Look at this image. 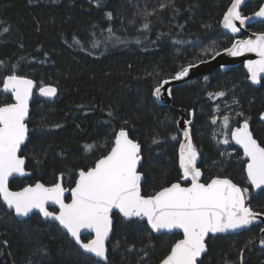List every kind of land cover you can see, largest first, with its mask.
Instances as JSON below:
<instances>
[{"label": "trees", "instance_id": "trees-1", "mask_svg": "<svg viewBox=\"0 0 264 264\" xmlns=\"http://www.w3.org/2000/svg\"><path fill=\"white\" fill-rule=\"evenodd\" d=\"M161 3L168 0H0V89L12 71L37 82L30 137L22 149L31 175L13 179L12 189L38 181L52 185L61 174L65 186L72 187L79 170L106 155L123 127L142 145L143 193L152 195L182 179L178 120L186 111L189 118L195 116L193 140L201 155L203 180L231 178L248 189V205L264 213V190L255 192L248 181L243 152L230 136L228 144L222 143L226 133L247 119L264 146V79L260 86L253 85L240 64L176 86L172 106L157 103L153 95L157 83L182 67L232 45L235 37L221 25L231 0H175V11L160 9ZM263 3L250 1L242 13L252 14ZM148 13L149 28L144 29ZM250 29L264 31V22ZM48 84L58 88L53 100L38 92ZM218 92L225 95L209 96ZM12 99L0 92V105ZM224 116L229 117L227 129ZM114 217L107 264H158L182 237L155 234L137 218L130 222L118 213ZM261 229L259 224L210 237L200 264H241V251L243 264H264V247L258 246ZM96 261L57 223L36 213L19 220L0 201V264Z\"/></svg>", "mask_w": 264, "mask_h": 264}, {"label": "snow or ice", "instance_id": "snow-or-ice-1", "mask_svg": "<svg viewBox=\"0 0 264 264\" xmlns=\"http://www.w3.org/2000/svg\"><path fill=\"white\" fill-rule=\"evenodd\" d=\"M244 4L245 0H231L230 6L223 14L224 29L231 33H239L241 28L237 26V22L241 26L252 21L264 22V4L251 15L242 13L241 7ZM168 7L175 11V0H168L167 4L159 5L160 9ZM147 15L152 13L146 14L145 22L142 24L144 29L149 28ZM106 17L111 19L112 13L107 12ZM108 31L111 32V29ZM253 36L255 38L237 40L225 51L232 56H240L245 52L255 53L258 58L248 60L246 67L248 79L253 83H259L261 74H264V31L253 33ZM0 65H3L2 61ZM15 67L12 66L13 69ZM194 67L195 64L189 63L171 79L180 80L188 76L190 69ZM169 82L163 80L157 83L153 95L159 98L162 89ZM2 83L3 88L0 92L10 93L14 102L0 105V201L16 217H30L35 211L45 219L57 221L76 245L99 258L95 264H99L100 261L107 264L108 261L106 241L113 229L110 215L113 209H117L130 222L132 218L146 221L155 232L182 230L183 238L171 245L170 251L160 264H198V259L206 253V237L209 234L247 228L259 216L264 215L254 212L246 205L248 189L239 187L231 179L217 177L209 183L200 182L202 172L197 167L200 153L192 140L190 127L193 124L192 120L184 122L186 125L183 128L184 140L179 146L182 180L191 181L187 187L176 182L163 187L153 195H142V173L138 171L141 145L130 139L127 130L122 127L115 133L110 151L97 159L94 166L79 170L75 187L70 189L72 197L70 203L64 202L66 189L59 182L51 186L37 182L19 191L10 190V178L26 174L25 159L18 153L28 138L26 120L29 117V101L33 95L35 82L12 71V74L3 78ZM39 94L44 97H55L57 89L52 85H41ZM168 94L171 95L170 90ZM224 95V92L209 93V96ZM261 116L264 119V113ZM212 123H216L215 117ZM223 126L225 129L229 127L228 116L223 117ZM229 136L241 146L247 158L248 181L253 187L261 188L264 186V146L253 137L248 120L245 119L241 126L226 133L223 144L229 143ZM157 142L154 138L153 143ZM92 148V145L87 146L89 151ZM49 204L58 205V211H49ZM85 233L92 235L87 242L82 239ZM259 243L264 245V239ZM134 247L133 245L132 248ZM240 260L243 264V251Z\"/></svg>", "mask_w": 264, "mask_h": 264}, {"label": "water", "instance_id": "water-1", "mask_svg": "<svg viewBox=\"0 0 264 264\" xmlns=\"http://www.w3.org/2000/svg\"><path fill=\"white\" fill-rule=\"evenodd\" d=\"M250 1H253V0H245V4L242 5V7H241V11H242L243 8L246 6V4H247L248 2H250ZM263 4H264V3H263ZM247 15H251V14H247ZM222 20H223V19H222ZM256 22H258V21L248 22V23H246V24L243 25V26L239 25V22H237V26L241 28V31H240L239 33H231L229 30L224 29L223 26H222V28H223L224 32H226V33H228V34L234 36V37H235L234 42H236L237 40L247 39V38H250V37H251V38H255V37L253 36V33H257L258 31H253V30H251V29H250V26L253 25V24L256 23ZM221 25H222V22H221ZM234 42H233V43H234ZM233 43H232V44H233ZM231 46H232V45H231ZM231 46H229V47H227V48H230ZM227 48H225V49H227ZM225 49H222V50L217 51V52L220 53L219 55H215V54H213V55L210 56L209 58L204 59V60H202V61H200V62L195 63L196 67L190 69L188 76H186V77H184V78H182V79H180V80H172L171 78L165 79V80H169L170 82H169V84L165 85L164 89H162L161 96H160L159 98H157V97L154 96L156 102L159 103V104H161V105H169V106H172V99H173V98H172V93H173V90H174V88H175L176 86H180V85L186 84V83H188V82H190V81L196 80L197 78H200V77H203V76L209 75V74H211V73H213L214 71H217V70H219V69L222 70V71H225V70H228V69H230V68H232V67L238 66V65H240V64H244L245 69H246V71H247V73H248V70H247V67H246V62H247L248 60H255V59L258 58L257 55H256L255 53H248V52H245V53H243V54L240 55V56H232V55H230L228 52H226ZM217 52H216V53H217ZM248 76H249V73H248ZM27 78L32 79V80L35 82V86H34V88H33V95H32V98H31L30 101H29V117H28L27 120H26V123H27L28 129H29L28 138H27V140L25 141V143L22 145L21 151L18 153L19 155H21V156L25 159V172H26V174H25L24 176H13V177L10 178V180H9V188H10V190H12V191H19V190H20V189L15 190V189H12V188H11V182H12L13 179H15V178H26V177H28V176L31 175V172H30V171L27 169V167H26V166H27V159H26L25 156L22 155V149H23V147L27 144V142H28V140H29V137H30V128H29V125H28V121H29V119H30V115H31V112H32V104H33V100H34L35 89H36V87H37V82H36V80L33 79V78H30V77H27ZM263 79H264V74H261V79H260V82H259V83H253L250 79H249V82L252 83V84L255 85V86H260V84H261V82H262ZM48 85H52V84H48ZM52 86L56 87L55 85H52ZM2 88H3V85H2V87H1V89H2ZM56 89H57V94H56L55 97H44V96H42V97H44V98H46V99H48V100H53V99H55V98L57 97V95H58V88L56 87ZM168 90L171 91V95L168 94ZM38 92H39V89H38ZM7 94H10V93H7ZM12 98H13V97H12ZM12 102H14V98H13V101H12ZM12 102H11V103H12ZM178 111L181 112L180 109H178ZM189 116H190V113L184 111V112H182V114H181V116H180V118H179V120H178V127H179L180 132L182 133V139H181L180 143L183 142V140H184V136H183V128L186 126L184 122L187 121V120H192V121H193V124H194V122H195V116H194V114L192 113V117H191V118H189ZM243 122H244V121H243ZM243 122H241L239 125L235 126L233 129H235L236 127L241 126ZM193 124L190 126V127H191V132H192V140H193ZM249 129H250V131L252 132L253 137H254V138L260 143V141L256 138V136H255V134H254V132H253V130H252V128H251L250 123H249ZM118 132H119V131H118ZM127 132H128V131H127ZM128 135H129V132H128ZM129 138H130V139H133L130 135H129ZM133 140L136 141V142H138V143L140 144L139 141H137V140H135V139H133ZM231 141L233 142V144H234L237 148H239V149L243 152V149L241 148L240 145L236 144L235 141L232 140V139H231ZM193 143H194V140H193ZM260 144H261V143H260ZM140 145H141V144H140ZM179 146H180V144H179ZM261 146H263V145L261 144ZM140 155H141V161H140V163L138 164V171H139L140 173H142L141 194H142V195H145V194L143 193V183L145 182V176H144V173L141 171V166H142V163H143V150H142V145H141V153H140ZM178 155H179V148H178ZM243 156H244V154H243ZM244 159L247 161V158H246L245 156H244ZM200 164H201V155L199 156L198 161H197V167H199V168L201 169V172H202V176L200 177V182H201V183H209L213 178H217V177L231 179V178H229V177L216 176V177H213V178H212L211 180H209L208 182H205V181L203 180V170H202V168L200 167ZM181 172H182V171H181ZM78 174H79V172H78ZM78 178H79V175H78L77 179H78ZM231 180H232V179H231ZM232 181H233V183L237 184L234 180H232ZM38 182L43 183V182H41V181H38ZM58 182L61 183L62 187L66 189V191H65V193H64V197H63V198H64V202H65V203H70V202H71V199H72L70 189L74 188V187H75V184H74L72 187H66L65 184H64V182H63V175L60 176ZM58 182H56V183H58ZM176 182H180V183L182 184V186H185V187L189 186L190 183H191L190 179H189L188 181H184V180L181 179L180 181H176ZM176 182H173V183H176ZM36 183H37V182H36ZM43 184H44L45 186H51V185H48V184H45V183H43ZM54 184H55V183H54ZM29 185H35V183H34V184H29ZM52 185H53V184H52ZM170 185H171V184H170ZM170 185H168V186H170ZM237 185H238L239 187L242 188L241 185H239V184H237ZM27 186H28V185H27ZM251 186H252V185H251ZM25 187H26V186H25ZM165 187H167V186H165ZM252 187H253V186H252ZM253 189H254L255 192H259V191H261V190H264V186H262V187L259 188V189L253 187ZM160 190H161V189H160ZM152 195H153V194H152ZM145 196H147V195H145ZM2 203H3V202H2ZM246 205H247L248 207H250L254 212L262 213V212H258V211H256V210H254L251 206H249V205H248V202H247V199H246ZM5 206H6V205H5ZM48 207H49V211H53V212H56V211H58V209H59V206H58V205H53V204H49ZM8 210H9V209H8ZM9 211L12 212L11 210H9ZM35 213H36V212L34 211L32 214H30V216H32V215L35 214ZM116 213H118L123 219L128 220V219L124 218V217L122 216V214H120L119 211H118L117 209H113L112 213L110 214V215L112 216V220H113V229H112V231L110 232L109 239L106 241V247L108 248V253H109V242H110L111 237H112L113 232H114V223H115V217H114V215H115ZM13 214H14V213H13ZM262 214H264V213H262ZM14 216H15V215H14ZM41 216H42V215H41ZM15 217H16V216H15ZM16 218L19 219V220H24V219H26V218H28V217H16ZM44 219H45V218H44ZM132 219H134V218H132ZM45 220H48V221H51V222H55V223L58 224L57 221H53V220H51V219H45ZM259 224L263 225V229H264V215L259 216V217L257 218V220L254 221L253 224L250 225V226H248L247 228L238 229V230H236V231H230V232H225V233L209 234V236L206 237V244H207V242H208V239H209L210 237H212V236L228 235V234L238 233V232H240V231H243V230H245V229L250 228V227L253 226V225H259ZM58 225H59V224H58ZM149 227H150V226H149ZM60 228L66 233V231H65L61 226H60ZM153 232H154L155 234H165V233H169V234H171V233H180V234H182V230H179V229H175V230H173V231H171V232H168V231H160V232H155V231H153ZM86 235H89V234H88V233H85V234L82 236V239H83V240H84V236H86ZM93 235H94V234H93ZM91 236H92V235H91ZM91 238H92V237H91ZM91 238H90V239H91ZM181 238H183V237H181ZM181 238H180V239H181ZM261 239H264V231L261 232ZM261 239H260V240H261ZM84 241L87 242V240H84ZM77 246H78V245H77ZM258 246H260V247H264V245H261L260 243H258ZM78 248L81 249L79 246H78ZM81 250H82L83 252H85L83 249H81ZM207 251H208V246H207L206 253H207ZM85 253L91 255L90 253H87V252H85ZM206 253L202 254V256L198 259V264H200V262H201L202 259H203V256H204ZM91 256H92V255H91ZM93 257H94V256H93ZM95 258H96V257H95ZM96 259L98 260L99 258H96ZM102 262H104V261H102ZM107 262H108V261H107ZM158 264H160V262H159Z\"/></svg>", "mask_w": 264, "mask_h": 264}, {"label": "flooded vegetation", "instance_id": "flooded-vegetation-1", "mask_svg": "<svg viewBox=\"0 0 264 264\" xmlns=\"http://www.w3.org/2000/svg\"><path fill=\"white\" fill-rule=\"evenodd\" d=\"M12 101H13V99H12ZM10 103H11V102H10ZM86 236H90V238L92 237L91 235H86ZM84 237H85V236H84ZM90 238H89V239H90Z\"/></svg>", "mask_w": 264, "mask_h": 264}]
</instances>
